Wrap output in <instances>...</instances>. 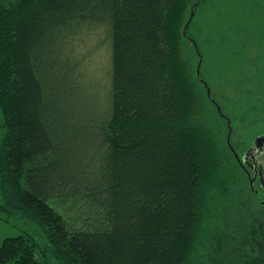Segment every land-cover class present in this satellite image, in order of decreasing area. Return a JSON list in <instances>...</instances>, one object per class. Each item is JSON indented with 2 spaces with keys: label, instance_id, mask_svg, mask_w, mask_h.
I'll return each instance as SVG.
<instances>
[{
  "label": "trees",
  "instance_id": "obj_1",
  "mask_svg": "<svg viewBox=\"0 0 264 264\" xmlns=\"http://www.w3.org/2000/svg\"><path fill=\"white\" fill-rule=\"evenodd\" d=\"M96 33L102 99L69 56ZM213 75L240 145L203 121ZM0 111V213L38 235L0 264H264V0H0Z\"/></svg>",
  "mask_w": 264,
  "mask_h": 264
},
{
  "label": "rangeland",
  "instance_id": "obj_2",
  "mask_svg": "<svg viewBox=\"0 0 264 264\" xmlns=\"http://www.w3.org/2000/svg\"><path fill=\"white\" fill-rule=\"evenodd\" d=\"M201 28L203 30V27ZM69 56L73 64L76 83L81 88L85 87L86 90L93 92L92 95L95 94L98 99H102L107 83V63L105 44L97 33L95 35H84L75 39L74 44L70 48ZM200 63L201 58L199 57V65ZM199 72L200 68L198 66L197 76ZM206 72L208 73V69ZM206 79L210 89L206 88L207 85L204 81H202V86L206 88V97L211 103L209 102V105L204 103L202 105L203 108L201 107L203 121L215 132L221 145L228 144L227 141H233L232 144H234V146L240 145L241 142L238 141L235 143L237 140H233L229 137V119L224 116L230 114L231 110H228V108L232 104L224 98L226 92L224 83L218 80L214 75L211 77L206 76ZM207 91L209 95H207ZM210 96H212L211 98L213 99H210ZM218 103L221 107L225 106L226 108L221 110ZM243 120L242 118L241 121ZM3 135V116L0 111V142ZM22 234L30 235L38 240V235L30 225L24 223L17 217L0 213V244L5 238Z\"/></svg>",
  "mask_w": 264,
  "mask_h": 264
},
{
  "label": "flooded vegetation",
  "instance_id": "obj_3",
  "mask_svg": "<svg viewBox=\"0 0 264 264\" xmlns=\"http://www.w3.org/2000/svg\"><path fill=\"white\" fill-rule=\"evenodd\" d=\"M259 164L255 160H251L250 164L248 165L247 174L249 175V178H250V186L254 190L253 186L257 185L258 189L254 190V192L256 194L261 195L262 200H264V157L263 155L260 157Z\"/></svg>",
  "mask_w": 264,
  "mask_h": 264
},
{
  "label": "water",
  "instance_id": "obj_4",
  "mask_svg": "<svg viewBox=\"0 0 264 264\" xmlns=\"http://www.w3.org/2000/svg\"><path fill=\"white\" fill-rule=\"evenodd\" d=\"M193 17V13L191 10V14H190V18L189 21L191 20V18ZM207 95L208 91H207ZM263 155L264 157V136L258 138L256 140V142L254 143L253 147L249 150V152L245 155L244 159H243V163L245 165H249L251 160H255L258 164L260 161V157ZM237 158V157H236ZM238 159V158H237ZM260 165V164H259ZM261 166V165H260ZM262 169V168H261Z\"/></svg>",
  "mask_w": 264,
  "mask_h": 264
}]
</instances>
